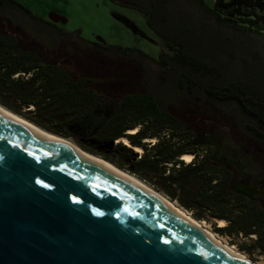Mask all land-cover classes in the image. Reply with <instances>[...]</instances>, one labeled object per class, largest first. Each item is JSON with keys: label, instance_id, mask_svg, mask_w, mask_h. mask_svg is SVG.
<instances>
[{"label": "trees", "instance_id": "1", "mask_svg": "<svg viewBox=\"0 0 264 264\" xmlns=\"http://www.w3.org/2000/svg\"><path fill=\"white\" fill-rule=\"evenodd\" d=\"M113 1L144 12L148 26L162 42L159 57L169 54L164 49L167 46L172 50V56L179 58L182 45L168 35L162 24L163 27L156 26L153 21L157 9L167 0H148V7L133 0ZM195 1L200 6L204 4L203 0ZM208 10L219 24L264 37V0H214ZM162 15L165 17V11ZM25 18L35 21L36 25L31 26L36 29L44 24L45 31L55 35L75 37L97 47L117 45L86 39L79 30H66L19 0H0L1 104L37 125L71 136L95 151L101 144H113L106 147L108 151L98 150V153L120 168L147 179L196 217L224 219V224L213 222L215 230L249 236L250 241L239 247L248 252L258 249L264 256V206L233 188L235 172L231 165L215 159L212 149L200 142L198 135L186 127L183 120L163 108L150 91L108 93L99 90L93 84V76L46 60L38 51L23 46L18 31L26 33L31 27L25 25ZM122 20L126 23L124 18ZM118 46L122 50L133 49L128 45ZM181 62L199 67L192 57L182 58ZM207 70L202 68L201 73L207 74ZM202 91L211 99L233 101L246 119L245 130L264 139V129L258 127L264 126V96L258 95L240 79L211 83ZM122 137L132 145L124 142ZM133 146L141 147V152ZM184 153L193 156L186 161L181 157Z\"/></svg>", "mask_w": 264, "mask_h": 264}, {"label": "water", "instance_id": "2", "mask_svg": "<svg viewBox=\"0 0 264 264\" xmlns=\"http://www.w3.org/2000/svg\"><path fill=\"white\" fill-rule=\"evenodd\" d=\"M0 264L255 263L141 183L0 109Z\"/></svg>", "mask_w": 264, "mask_h": 264}, {"label": "rangeland", "instance_id": "3", "mask_svg": "<svg viewBox=\"0 0 264 264\" xmlns=\"http://www.w3.org/2000/svg\"><path fill=\"white\" fill-rule=\"evenodd\" d=\"M19 1L49 19L54 13L62 15L65 20L54 22L66 30H79L86 39L117 44L109 48L97 47L75 37L49 33L48 30L45 31L44 24H41L42 28L36 29L31 26L35 21L25 18V25L31 27L26 33L18 31L23 46L38 51L46 60L59 62L77 73L93 76V84L99 90L108 93L150 91L160 105L183 120L185 126L193 130L209 150L213 147L207 145V141H221L223 135H228L244 142L248 150L264 160V139L256 138L245 130L243 124L246 119L236 104L233 101L211 99L202 91L204 86L211 83L240 79L258 95L264 96V37L219 24L208 12V8L214 5V0H203L204 4L201 6L195 0H167L165 5H160L157 9L153 21L156 26L163 25L168 35L182 45L179 58L172 56V50L164 45L169 54H164L162 58L158 56L162 42L148 26L144 12L137 7L113 0ZM133 1L142 7L149 6L148 0ZM164 11L165 17L162 18ZM118 44L128 45L133 49L122 50ZM186 57L195 59L199 67L183 65L181 59ZM202 68H207L208 73L202 74ZM13 112L29 120L22 114ZM258 127L264 129L262 125ZM64 137L82 149L112 162L98 153V150L108 151L113 144L97 145L98 150L95 151L71 136ZM112 164L117 166L114 162ZM123 170L132 172L126 168ZM132 174L158 190L147 179L134 172ZM170 199L208 227L217 240L230 244L234 251L254 263L264 264V256L259 254L258 249L248 252L239 247L241 243L250 241L249 236L221 233L215 230L213 224L215 221L219 225V219L198 218L177 199ZM259 203L263 204L261 201Z\"/></svg>", "mask_w": 264, "mask_h": 264}, {"label": "flooded vegetation", "instance_id": "4", "mask_svg": "<svg viewBox=\"0 0 264 264\" xmlns=\"http://www.w3.org/2000/svg\"><path fill=\"white\" fill-rule=\"evenodd\" d=\"M222 137L221 141L217 139L207 141V145L213 147L215 159L234 168L233 188L258 202H264V160L248 150L244 142L234 140L232 136L228 135ZM247 185H250L254 190L243 191Z\"/></svg>", "mask_w": 264, "mask_h": 264}, {"label": "bare ground", "instance_id": "5", "mask_svg": "<svg viewBox=\"0 0 264 264\" xmlns=\"http://www.w3.org/2000/svg\"><path fill=\"white\" fill-rule=\"evenodd\" d=\"M0 109L1 110H4L6 112H9V113H12L18 117H20L21 119L29 122L30 124H32L38 131H41V132H44L46 134H49L55 138H58L66 143H68L69 145L75 147L76 149L80 150L81 152L87 154L88 156L94 158L95 160H98V161H101L103 163H106L110 166H112L113 168L117 169L118 171L124 173L125 175L131 177L132 179L136 180L137 182L141 183L144 187H146L151 193H153L155 196H157L158 198H160L161 200L165 201L166 203L170 204L171 206H173L174 208L178 209L179 211H181L198 229H200L203 233H205L209 238H211L212 240H214L215 242H217L218 244H220L223 248L231 251V252H234L235 254L237 255H240L241 257H244L246 258L247 260L251 261L249 258L245 257L244 255L236 252L233 250V248H231L228 243H225L223 242L221 239L217 240L216 236L211 232V230L208 228V227H205L199 220H197L196 218H194L188 210L182 208L181 206H179L176 202L172 201L169 197H167L165 194H163L162 192L156 190L155 188H153L152 186H150L148 183L144 182L143 180H141L140 178H138L136 175L126 171V170H123L117 166H115L114 164H112V162L102 158L101 156H98V155H95L91 152H88L84 149H82L81 147H79L78 145H76L75 143H73L72 141H70V139L64 137V136H60L58 134H55L53 132H50L49 130H46L36 124H34L33 122L19 116L18 114L14 113L13 111H11L10 109H8L7 107H5L4 105L0 104ZM133 129H129V131H133ZM124 138V140L129 144V145H132L129 143V141L125 138V137H122ZM154 139V138H152ZM133 148L139 152H141V147L139 146H133ZM193 156V154L191 153H184L181 155L182 158H184L186 161H189L191 159V157ZM220 224H224V221L223 219H219L218 220ZM216 238H215V237ZM256 264V263H255Z\"/></svg>", "mask_w": 264, "mask_h": 264}]
</instances>
